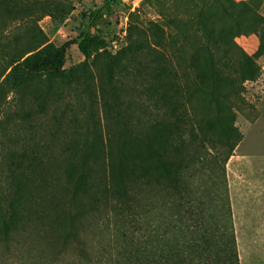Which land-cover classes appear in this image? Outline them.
Wrapping results in <instances>:
<instances>
[{"label": "trees", "instance_id": "trees-1", "mask_svg": "<svg viewBox=\"0 0 264 264\" xmlns=\"http://www.w3.org/2000/svg\"><path fill=\"white\" fill-rule=\"evenodd\" d=\"M17 1L0 0V145L11 148L0 159V242L20 245L30 234L40 247L26 257L31 264H241L225 166L244 138L236 122L246 85L263 71L264 18L244 15L246 3L236 0H225V21L201 7L189 39L130 38L100 77L79 81L85 63L108 47L92 29L116 0L85 14L87 27L60 46L34 27L5 40L10 24L51 14V0ZM248 33L259 38L255 55L237 43ZM75 45L86 61L67 68ZM56 85L88 93L95 124L87 137L74 136L57 154L31 150L42 145L22 134L9 137L8 95L20 96L21 107L29 96L44 110L63 98ZM90 224L98 235L113 225L115 241L89 247Z\"/></svg>", "mask_w": 264, "mask_h": 264}, {"label": "rangeland", "instance_id": "rangeland-1", "mask_svg": "<svg viewBox=\"0 0 264 264\" xmlns=\"http://www.w3.org/2000/svg\"><path fill=\"white\" fill-rule=\"evenodd\" d=\"M36 1L39 0H23L24 4ZM236 1L246 3L248 9L243 13L244 15L254 16L255 13L264 18V0ZM50 2V15L40 20V14L35 12L23 23L25 25L17 27L19 26L17 23L10 24V28L5 33V40L7 41L16 34L31 35V28L34 27L36 31L42 30L51 43L60 46L78 37L88 25L89 20L85 14L100 8L105 0H51ZM201 7L221 21H225L222 18L224 10L230 11L225 0H116L112 15L105 18L98 27L92 29L93 33L106 39L107 49L96 52L85 63L86 58L78 46H72L67 57L66 67L70 68L85 63L79 71V81H85L91 76L100 77L111 58L127 47L130 38L154 45H158L159 42L171 45L179 38L183 39L192 28V16ZM224 26L226 28V23ZM189 38L187 36L184 39ZM237 43L248 54L255 55L260 42L257 35L248 33L237 38ZM258 63L262 66V74L256 82L246 85L247 105L239 111L236 122L244 138L225 166L241 264H264V261L254 260V212L244 211L240 205L241 199L234 195V183L238 179V175L240 176L248 170L246 165L250 164L249 161L253 159L255 153L259 151L264 153V56L258 58ZM59 88L60 86L56 85V90ZM72 88L76 92H72L74 96L69 95L70 90L63 87L59 90V94H63V98L58 102L48 103L44 110L39 107L37 101L33 102L29 96H26L25 101L23 100V108L19 101L20 96L14 99L15 96L9 94L6 103L10 109L12 122L7 135L15 137L16 134H22L28 139L33 138L35 140L31 141L30 145L33 146L37 142L42 146L40 148L32 147L31 150L55 154L67 151L66 143H70L74 136H78L83 141L84 137H87V133L94 129L95 123L92 119L93 116H90L88 93L80 85H75ZM87 89L91 90L94 95L93 85ZM18 112L20 116L17 114ZM100 115V107L97 106L95 118ZM5 116L0 113V122L5 119ZM22 117H26L27 121H24ZM22 121H24V125L20 127L19 124ZM28 124L32 127L27 128ZM1 126L0 123V140L3 139L4 132ZM10 149L0 145V159ZM72 149H77V147L73 146ZM249 177L250 174H247L243 179L250 180ZM215 179L220 184L222 181L221 185L223 186L224 177L216 176ZM4 187L0 178V191ZM247 199L250 202L248 197ZM93 229L94 227L90 224L86 233L89 247L98 249L103 244L115 241L112 234L116 233V229L113 225L103 226L104 233L99 235ZM29 235H23L20 245L13 242L7 246L0 242V264H24L28 262L26 257L40 255V247Z\"/></svg>", "mask_w": 264, "mask_h": 264}, {"label": "crops", "instance_id": "crops-1", "mask_svg": "<svg viewBox=\"0 0 264 264\" xmlns=\"http://www.w3.org/2000/svg\"><path fill=\"white\" fill-rule=\"evenodd\" d=\"M249 162L248 170L234 183V195L241 199L244 211L254 212V260L264 261V153H255ZM247 174L250 180L243 179Z\"/></svg>", "mask_w": 264, "mask_h": 264}]
</instances>
